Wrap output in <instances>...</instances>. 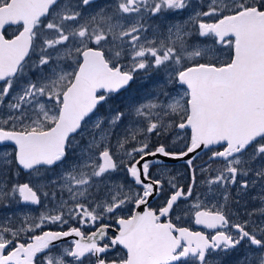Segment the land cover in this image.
Wrapping results in <instances>:
<instances>
[{"label":"snow or ice","instance_id":"snow-or-ice-1","mask_svg":"<svg viewBox=\"0 0 264 264\" xmlns=\"http://www.w3.org/2000/svg\"><path fill=\"white\" fill-rule=\"evenodd\" d=\"M138 73L152 87L114 109ZM0 85V210L52 205L0 217V264H221L245 241L256 254L240 264H264V207L242 222L229 207L232 186L264 205V0H0ZM170 135L178 150L151 143ZM158 155L192 177L186 190L169 177L156 210ZM69 220L80 227L43 230Z\"/></svg>","mask_w":264,"mask_h":264},{"label":"flooded vegetation","instance_id":"flooded-vegetation-1","mask_svg":"<svg viewBox=\"0 0 264 264\" xmlns=\"http://www.w3.org/2000/svg\"><path fill=\"white\" fill-rule=\"evenodd\" d=\"M11 28L18 29V26H7L3 30L5 35H6V38H11L13 36V35H10L8 33V29H11ZM222 58L226 59L227 57L225 56ZM201 62H204V61H201ZM141 76H142V74L138 73L137 78L131 83L130 87L126 91H121V93L119 95H115L114 98L109 101V104L114 109L123 110L126 101L130 97H132L134 99H139L140 92L135 88V84L138 82V79ZM0 86H2V85H0ZM99 114L100 115H107L108 114V105H105L103 108H101ZM187 135L190 136V130H188ZM170 139H171V137H169V136L164 141H161V140L156 141V139H155V142L152 145H156L160 142H165L170 146V148L172 150L175 151V150H178L183 144V143L181 144L180 141L175 142V143L173 142V144H170ZM152 160L162 162V163H154L150 169L151 173L153 174V177L156 179H162V181L164 183V192L158 196L151 197L149 200V206L152 207L153 209L158 210L159 207L162 206L163 202H165L167 196L171 194L170 190H169V185L167 183L168 178L169 177H175L177 185L178 186L182 185L183 188L186 190L187 185L189 183H191L192 172L189 169H187L183 160H174V159H170V158L168 160H163L162 158L155 159V157H153ZM206 160H207V156H205L204 153L201 152L200 158L197 159L195 162L196 165L198 166L196 169V177H197L196 191L197 192H202V191L207 190V186L202 185L200 183L201 181H203L206 178V174H202L199 171V166H201L203 164V162ZM165 170L167 171V175H164ZM229 191L231 194V201L229 203V207H230L231 211L233 213H235V215H233L231 217L233 222H242L244 220H248L249 217L246 215L247 212H251L253 209H258L260 207H263V205H261L259 200H251L249 198L251 196H256L258 194V191H259L258 189H252L248 193V196H245L242 199L240 197H238V195H237V186H232L229 189ZM192 199L193 200L195 199V195L193 196ZM238 199L240 200V203H236V201ZM191 202L192 201H188L187 203H191ZM184 204H185L184 201L180 202L181 207H183ZM34 206L40 207L42 209V211H41V213H42V212L46 211L44 208H42L43 206L51 207L52 205L49 203L48 200H43L41 204L34 205ZM131 207H127V209H131ZM126 210L117 213V215H130V212L126 211ZM176 215H177V213H173L171 219L173 220L174 223L177 224L178 227H188L191 231H204L206 234L212 232V230L206 229L202 225H196L194 223V220L190 216H183V214H181L183 216V218L181 220L177 221ZM163 219H167V218H163ZM252 219L255 220L257 222V224H259V222L262 218L259 215H254L252 217ZM104 222L114 225V219L111 221L106 220ZM71 227H80V225L74 220H69V223L67 225H55V226L48 225L43 230H45V231H47V230H65L66 231V230H68V228H71ZM82 230L84 231L85 235H87L91 231H94L95 228L84 227ZM36 234H39V231ZM114 234H115L114 227H112L109 230V235L111 236ZM73 239H76V237H67V238H64L63 241H60L57 243L59 245H70V242ZM244 248L246 249V253L253 254V252H254L253 255L256 254L255 247L254 246L249 247L247 241H245L237 249L233 250V252H230L229 255H233L235 258H237V257L240 258L241 256L245 257L246 253L244 252ZM56 251H59V248H57ZM123 251L124 250L122 249V247L118 246L115 250L110 251L108 253V259L116 258L118 256V254L122 253ZM262 252H264V250H262ZM226 256H228V255H226ZM242 258H241V260H242ZM210 259H211V257H210ZM231 259H233V258H231ZM228 264H232V263L229 262Z\"/></svg>","mask_w":264,"mask_h":264},{"label":"rangeland","instance_id":"rangeland-1","mask_svg":"<svg viewBox=\"0 0 264 264\" xmlns=\"http://www.w3.org/2000/svg\"><path fill=\"white\" fill-rule=\"evenodd\" d=\"M17 30L18 29H16V28H11V29H8V33L10 35H14V34L17 33ZM33 59H35V57H33ZM35 75H36L35 73H32L33 79H35ZM151 87H152L151 81H145V80L141 79V77L138 79V82L135 84V88L140 92V94L142 92H144L145 90L151 88ZM129 119H130L129 117H126L125 118L124 125H126L128 123V120ZM124 125H122L121 127H123ZM117 131H119V129H117ZM169 137H171L170 144H173V142H174V136L170 135ZM155 139H156V141H158V139L155 136H153L151 138V143L152 144L155 142ZM114 142H115V137H113V143ZM180 143L182 144L183 141L181 140ZM69 159L71 160V157H69ZM56 171H59V169H56ZM115 178L117 180H119V179H122L123 177H122V175H117ZM26 180H27V176L22 173L21 176L19 177V181L21 183H23ZM131 206L133 207L134 205H131V204L126 205V209H127V207H131ZM263 207H264V205H263ZM42 208H44L45 210H47V208L45 206H43ZM41 211H42V209L40 207H36V206H31V205H16V206H13L10 209L0 210V217H3L4 215H7V214H9L11 212H16L18 214L19 213H27L31 217L38 218V216L40 215ZM19 223H20V220H17L16 221V224H19ZM16 224H14L13 226H16ZM244 252L246 253V249L245 248H244ZM253 254H254V252H253ZM227 255L228 256H223L222 257L221 264H228L229 262H231L232 264H240L241 258L244 257V256H241L240 258H238V257L235 258L233 255H229V254H227ZM231 258H233V259H231ZM211 259L212 260H216L217 257L216 256H212Z\"/></svg>","mask_w":264,"mask_h":264},{"label":"water","instance_id":"water-1","mask_svg":"<svg viewBox=\"0 0 264 264\" xmlns=\"http://www.w3.org/2000/svg\"><path fill=\"white\" fill-rule=\"evenodd\" d=\"M7 27V26H6ZM151 158V159H150ZM158 158H162L163 160H168L169 158H165V157H161V156H156L155 157V159H158ZM147 159H150V160H152L153 159V157H148ZM139 211H143V206H141V208L140 209H138Z\"/></svg>","mask_w":264,"mask_h":264}]
</instances>
